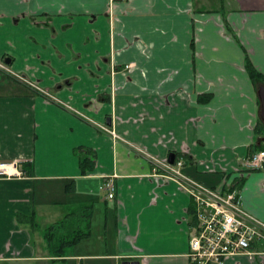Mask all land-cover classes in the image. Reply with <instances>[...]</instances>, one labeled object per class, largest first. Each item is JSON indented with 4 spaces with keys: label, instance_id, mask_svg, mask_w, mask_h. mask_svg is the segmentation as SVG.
<instances>
[{
    "label": "crops",
    "instance_id": "crops-1",
    "mask_svg": "<svg viewBox=\"0 0 264 264\" xmlns=\"http://www.w3.org/2000/svg\"><path fill=\"white\" fill-rule=\"evenodd\" d=\"M247 55L264 75V0H0V59L11 57L0 69V264H52L44 232L63 221L91 233L96 221L113 246L77 252L85 238L65 264H193L191 198L151 175V158L171 152L207 186L243 177L242 205L264 220V167L243 168L264 144ZM106 177L113 199L99 191ZM222 264H264V253Z\"/></svg>",
    "mask_w": 264,
    "mask_h": 264
},
{
    "label": "built area",
    "instance_id": "built-area-1",
    "mask_svg": "<svg viewBox=\"0 0 264 264\" xmlns=\"http://www.w3.org/2000/svg\"><path fill=\"white\" fill-rule=\"evenodd\" d=\"M0 67L7 69L1 62ZM17 76L51 96L38 85L20 75ZM99 126L114 137H118L116 131L108 126ZM151 159V175L175 180L191 198L188 219L192 232L188 252L191 263L222 264L224 259L231 255L255 256L264 253V220L255 217L243 207L240 193L234 183H228L224 179L216 187L207 186L182 171L184 165L182 159L176 160L173 164L167 159L164 161ZM4 166L0 167V170L7 171ZM263 167L264 149H259L251 152L243 168L255 170ZM102 189L109 199H113L116 191L114 178L106 177Z\"/></svg>",
    "mask_w": 264,
    "mask_h": 264
},
{
    "label": "trees",
    "instance_id": "trees-1",
    "mask_svg": "<svg viewBox=\"0 0 264 264\" xmlns=\"http://www.w3.org/2000/svg\"><path fill=\"white\" fill-rule=\"evenodd\" d=\"M245 68L256 84L264 83V75L255 68L253 63L250 61L248 55L245 58ZM31 91H33L34 93H38L34 89H32ZM255 132L257 135L264 134V123L261 119L257 124ZM259 149H264V144L261 143L259 145H256L253 151ZM80 150H83L88 154L86 157H83L81 159L83 172H86L87 170H92L96 164L93 150L88 148H81ZM21 170L23 174L27 176H33L34 174L33 166L31 163L28 162H23L21 164ZM242 179L243 177L235 180V187L239 186V184L242 182ZM211 187L216 186L212 185ZM72 224L76 226V228L70 232L67 221H63L58 224L56 223L54 226L45 229V249L47 250L49 256L52 257V264H56L57 261H63V264H65V257L67 256L66 250H68V247L78 244L80 241L85 238H89V236L91 235V227L89 226L90 222H88L87 224L82 223L79 225L78 223L73 222Z\"/></svg>",
    "mask_w": 264,
    "mask_h": 264
},
{
    "label": "rangeland",
    "instance_id": "rangeland-1",
    "mask_svg": "<svg viewBox=\"0 0 264 264\" xmlns=\"http://www.w3.org/2000/svg\"><path fill=\"white\" fill-rule=\"evenodd\" d=\"M0 61H1V59H0ZM0 69H3V67H0ZM32 83H34V82H32ZM2 89L6 90L7 86L0 87V90H2ZM33 89H35V88H33ZM263 136H264V134H263ZM205 182L207 183L208 181H205ZM99 191L100 192L101 191L104 192L102 189H99ZM64 196H65L64 193L58 194L56 199L60 200V198H64ZM55 210H58L59 212H61L63 214V215L61 214V216L59 218H62L64 216V214L66 213V211H67L66 207H61V208L57 207V208H55ZM99 226L100 225L99 224L97 225V223L95 221V224L92 227L91 236L89 237L90 240L87 242V244H82L79 248L76 247L77 252H91V253H96L97 254V253L106 252L107 250L110 251V252L112 251V247L113 246H112V244L110 245L111 234L109 233V237L107 238L108 239L107 241L109 242V246H107L106 244H104L105 233H104V231H100L99 230ZM101 241H103V242H101ZM99 242H100V244H99ZM10 264H44V262H24L23 261V262H16V263H10ZM56 264H63V261H57Z\"/></svg>",
    "mask_w": 264,
    "mask_h": 264
},
{
    "label": "water",
    "instance_id": "water-1",
    "mask_svg": "<svg viewBox=\"0 0 264 264\" xmlns=\"http://www.w3.org/2000/svg\"><path fill=\"white\" fill-rule=\"evenodd\" d=\"M10 56H7L5 58L6 63H10ZM257 94L260 100V110H259V116L260 119L263 121L264 123V83H259L257 85ZM109 121V120H108ZM176 159V153L175 152H171L169 154L168 157V162L170 163H174ZM122 264H140L139 260H128V261H124Z\"/></svg>",
    "mask_w": 264,
    "mask_h": 264
},
{
    "label": "flooded vegetation",
    "instance_id": "flooded-vegetation-1",
    "mask_svg": "<svg viewBox=\"0 0 264 264\" xmlns=\"http://www.w3.org/2000/svg\"><path fill=\"white\" fill-rule=\"evenodd\" d=\"M1 61H2V62H1ZM1 61H0V62L3 63V64L7 67V69L9 70V67H8V65H7L8 63H6L5 59H4V60L1 59ZM15 75H19V74H15ZM20 76H21V75H20ZM22 77H23L24 79L28 80V79L25 78L24 76H22ZM28 81H30V80H28Z\"/></svg>",
    "mask_w": 264,
    "mask_h": 264
}]
</instances>
